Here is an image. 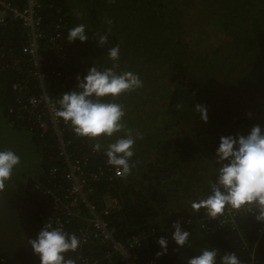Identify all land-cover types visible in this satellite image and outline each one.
Masks as SVG:
<instances>
[{"label":"trees","instance_id":"obj_1","mask_svg":"<svg viewBox=\"0 0 264 264\" xmlns=\"http://www.w3.org/2000/svg\"><path fill=\"white\" fill-rule=\"evenodd\" d=\"M34 1L42 86L31 74L32 57L23 52L32 36L19 21L0 25V149L20 156L0 194V264H39L27 240L44 223L63 226L80 239L85 227L94 230L74 217L79 211L88 219L83 205L71 213L65 208L69 185L59 145L80 161L77 174L88 181V201L99 213L108 212L101 215L103 223L115 241L130 247L131 263L187 264L203 249L216 248L218 261L234 252L241 264H264V223L255 219L254 206L225 221L191 208L216 180L219 138L246 135L256 125L264 129V0ZM0 3L20 12L27 8V0ZM202 16L216 28L204 45L188 35ZM79 24L86 26L87 42L68 43L67 31ZM106 33L108 43L98 46V35ZM114 45L120 47L116 71H132L143 81L142 88L122 94V102L115 99L125 109L126 128L142 135L127 175H118L103 151H93L94 143L106 146L123 132L97 141L81 138L48 108L58 106L61 94L74 90L76 77L92 66L117 64L107 56ZM147 92L154 104L137 111ZM131 103L137 110L127 109ZM196 105L207 108V123L193 110ZM179 197L188 209L175 205ZM177 222L190 232L183 248L171 240ZM161 237L168 248L157 257ZM68 255L78 257L77 264H128L110 243L92 236Z\"/></svg>","mask_w":264,"mask_h":264},{"label":"clouds","instance_id":"obj_2","mask_svg":"<svg viewBox=\"0 0 264 264\" xmlns=\"http://www.w3.org/2000/svg\"><path fill=\"white\" fill-rule=\"evenodd\" d=\"M87 33L84 24L76 25L67 31V42L85 43ZM108 40L107 33L98 35L97 45L104 46ZM107 56L111 61H118L120 47H109ZM116 67L113 64L101 70L92 66L83 78L77 76L75 89L61 94L55 102L58 106H54L53 114L81 138L97 141L98 138H111L123 132L106 146L94 143L93 151H103L107 164L116 169L118 175H127L134 166V146L142 135L126 128L125 109L115 99L142 88L143 81L138 74L118 72ZM193 110L202 122L207 123L208 110L205 106L196 105ZM214 155L219 164L216 180L210 185V194L206 198L191 203L192 210L199 212L204 209L208 217L216 218L226 208L239 211L254 206L255 219L264 223V129L256 125L246 135L221 136ZM19 165L20 156L15 151L0 149V191L5 189ZM172 227L171 240L178 248H183L188 243L190 232L185 231L179 222ZM27 244L33 255L39 258V264H77L79 258L68 254L76 253L82 241L76 234L66 232L63 226L44 223L36 237L27 240ZM157 244L160 249L157 257L166 254L168 240L161 237ZM218 255V249L206 248L190 258L187 264H241L234 252L219 256V261Z\"/></svg>","mask_w":264,"mask_h":264},{"label":"built area","instance_id":"obj_3","mask_svg":"<svg viewBox=\"0 0 264 264\" xmlns=\"http://www.w3.org/2000/svg\"><path fill=\"white\" fill-rule=\"evenodd\" d=\"M35 5L36 2L34 0H27V8L20 12L16 8L15 10L12 9L9 4L0 3V25L6 23L8 19L19 21L21 24V28L27 31V36H29V38L30 35L32 36V39L30 38L31 41L29 42V47L23 50V52L29 54L32 57L31 74L42 86L43 76L40 72L41 59L38 55V46L36 44V39L39 36V19L34 18ZM48 108L49 111L53 113L54 107L49 104ZM59 150H61V156L64 158V161L66 163V169L63 179L69 185V197L66 198L67 206L65 208L67 210H70L68 213H71L76 207L83 205L88 215V219H84L79 211H75L74 217L83 219L86 222V225L90 224L94 229L89 233L88 227H85L81 235V245L88 243L91 236L94 239H101L105 243H110L114 252H116L121 257V260L123 262L133 264L131 263L132 259L130 258V247L122 245L118 241H115L113 239V231L109 230L107 225L103 223L101 215H106L108 212L103 211L99 213L96 207L88 201V197L91 193V190L89 189L87 184L88 181L84 180L77 174L80 171V161L70 159V156L66 151L68 149L65 147V145H59ZM232 213H234V210H227L217 218L219 220L225 221L229 219V216Z\"/></svg>","mask_w":264,"mask_h":264},{"label":"rangeland","instance_id":"obj_4","mask_svg":"<svg viewBox=\"0 0 264 264\" xmlns=\"http://www.w3.org/2000/svg\"><path fill=\"white\" fill-rule=\"evenodd\" d=\"M81 14V13H80ZM190 14V13H189ZM205 18L202 16L200 18H198V23L196 22L195 24H193L192 28H189L188 30V35H189V38L191 39V41H194V42H202V41H205V42H209L210 40V36L216 32V28L213 27V25L210 23V26H208L205 22H204ZM186 31V29L184 30V32ZM203 44V42H202ZM204 45V44H203ZM114 62V61H113ZM117 62V61H116ZM115 65H119L118 62L117 64ZM113 66V64H112ZM149 92H147V94H145L144 97H142V99L140 100V103L138 104L139 105V108L137 110V107L135 104H132L130 106L127 105V109H130L129 111H134V110H137L139 111L140 110V107L141 109L142 108H145L147 107L149 104H154V101H153V98H148L146 99V96L148 95ZM122 97H118L117 100L122 102ZM146 102V103H145ZM262 102V101H261ZM263 105V104H262ZM261 105V106H262ZM135 107V108H134ZM249 112H252V110H249ZM261 115V113L259 114V116ZM131 117H136V115H132ZM207 164V163H206ZM207 167V168H206ZM209 168L208 165H202L200 167L201 170H203V172L207 171V169ZM18 188V186H15V187H11V189L9 190V192L13 191V190H16ZM0 194L3 195V192L0 191ZM203 194V193H202ZM175 205H180L186 209H188L189 207V203L183 198V197H179L178 198V201H175L174 202ZM1 208V207H0ZM22 217V216H21Z\"/></svg>","mask_w":264,"mask_h":264},{"label":"bare ground","instance_id":"obj_5","mask_svg":"<svg viewBox=\"0 0 264 264\" xmlns=\"http://www.w3.org/2000/svg\"><path fill=\"white\" fill-rule=\"evenodd\" d=\"M105 176H106V175H105ZM107 176H108V175H107ZM116 203H117V202H116ZM179 218H180V217H179ZM179 218H178V219H179ZM183 225H184V224H183Z\"/></svg>","mask_w":264,"mask_h":264}]
</instances>
